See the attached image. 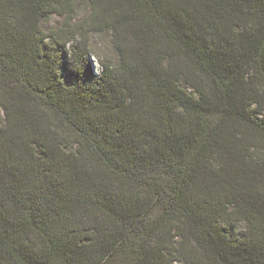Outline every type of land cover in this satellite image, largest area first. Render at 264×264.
I'll return each mask as SVG.
<instances>
[{
	"label": "trees",
	"instance_id": "16d2710c",
	"mask_svg": "<svg viewBox=\"0 0 264 264\" xmlns=\"http://www.w3.org/2000/svg\"><path fill=\"white\" fill-rule=\"evenodd\" d=\"M0 107V264H264V0H0Z\"/></svg>",
	"mask_w": 264,
	"mask_h": 264
},
{
	"label": "rangeland",
	"instance_id": "374dc122",
	"mask_svg": "<svg viewBox=\"0 0 264 264\" xmlns=\"http://www.w3.org/2000/svg\"><path fill=\"white\" fill-rule=\"evenodd\" d=\"M91 12L90 5L88 1H80L77 4V10L75 14V21H82L86 18ZM63 19L58 15L53 14L47 21L43 22L42 28L45 32L57 29L61 27ZM90 61L94 66L96 74H100L102 71L101 63L107 61L110 64H117L118 62V53L113 48L111 43V32L104 31L101 33H91L90 35ZM70 52V51H69ZM62 78L66 85L70 86L75 82L73 77L70 65L67 62L62 63L61 65ZM259 119L264 123V111L256 113ZM4 115L2 108L0 107V123L3 121ZM159 212L158 209H155L153 216ZM109 264H117V262H110ZM176 264H185L183 262H177Z\"/></svg>",
	"mask_w": 264,
	"mask_h": 264
}]
</instances>
